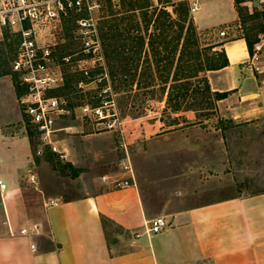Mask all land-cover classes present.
<instances>
[{
  "label": "rangeland",
  "instance_id": "1",
  "mask_svg": "<svg viewBox=\"0 0 264 264\" xmlns=\"http://www.w3.org/2000/svg\"><path fill=\"white\" fill-rule=\"evenodd\" d=\"M102 3L99 26L112 92L98 97L105 83L97 80L103 73L101 68L93 71L95 81L85 88L78 87L80 76L69 69L68 83L59 93L69 101L70 113L58 123L72 127L58 134L69 155L60 159L44 148L34 157L30 178L34 185L26 190L29 207L35 205V195L41 196L39 190L46 196L66 199L107 187L123 177L126 163H131L137 174L155 178L158 193H185L196 204L236 193L264 191V116L235 120L219 112L220 99L204 101L200 93L204 92L202 77L183 79L195 73L191 56L194 40L205 50L203 55H212L210 44L262 31V16L252 18L249 12L251 0H200L193 14L182 3L177 9L185 10L186 19L181 22L179 13L168 18L163 14H168L166 11L150 4L130 10L131 5H147L145 0H125L120 8L104 0ZM75 17L72 14L66 20L69 39L59 53L79 50V41L72 37ZM164 20L167 24L180 22L183 29L175 24L163 31L159 24ZM189 24L195 35L189 32ZM222 30L228 34L221 36ZM8 38L0 41V76L12 74L17 89V78L11 70L16 42ZM182 47V58L177 61ZM244 54L231 61L240 60ZM186 88L189 92L180 95L187 92ZM194 89L199 92L194 94ZM101 103L114 114L112 130L104 129L97 118L82 110L84 104ZM179 105L182 111L194 112L176 117L173 112ZM174 122L182 126L205 123L189 133L168 135L159 144L146 146V138L171 128ZM24 123L34 155L38 142L25 114Z\"/></svg>",
  "mask_w": 264,
  "mask_h": 264
},
{
  "label": "crops",
  "instance_id": "2",
  "mask_svg": "<svg viewBox=\"0 0 264 264\" xmlns=\"http://www.w3.org/2000/svg\"><path fill=\"white\" fill-rule=\"evenodd\" d=\"M236 45L246 54L231 61L227 50ZM222 49L229 64L206 71L212 91L226 93L219 112L235 120L264 116V70L246 62L245 38L213 48ZM204 123L174 122L144 143L156 145ZM35 163L12 74L0 76V181L6 184L0 188V264H264V191L196 204L185 193H158L155 178L134 171L135 185L108 184L66 199L39 190L29 207ZM158 216L167 227L146 233L145 224ZM34 224L38 234H8V226L18 232Z\"/></svg>",
  "mask_w": 264,
  "mask_h": 264
},
{
  "label": "built area",
  "instance_id": "3",
  "mask_svg": "<svg viewBox=\"0 0 264 264\" xmlns=\"http://www.w3.org/2000/svg\"><path fill=\"white\" fill-rule=\"evenodd\" d=\"M114 8H120L125 0H104ZM103 0H0V41L15 39L14 59L11 63L22 92L19 102L30 126L37 138V150L33 158L40 156L44 148H48L60 159H67L69 150L63 146L58 134L70 131L71 126H58V123L70 113V104L65 96L59 93L66 86L68 71L72 69L80 76L78 87L85 88L93 79V71L101 68V78L104 87L98 93L112 92L108 83L107 60L99 26V13L103 8ZM151 8L166 11L175 17L180 4L188 5L189 14L198 11L200 0H148ZM253 3L249 12L262 14V31L253 44L252 51L246 62L257 72L264 70V0H251ZM76 15L75 28L72 37L79 41V50L74 53H59V49L67 44L69 35L66 33V20L70 15ZM226 30L220 32L226 36ZM110 81V80H109ZM102 102V101H101ZM103 103L90 106L84 104L82 110L91 113L103 124L104 129L112 130L115 121L114 114L104 109ZM33 179V176L30 177ZM104 176L103 180L107 181ZM113 186L118 188L135 185L134 170L131 163L124 165L122 178L113 180ZM0 188L6 184L0 181ZM54 203V201H51ZM168 222L163 216L151 219L145 224V232L158 233L167 227ZM39 226L21 228L15 232L8 226V234L31 235L38 234ZM1 235V232H0ZM137 236H139L137 234ZM33 249L36 246L32 245Z\"/></svg>",
  "mask_w": 264,
  "mask_h": 264
},
{
  "label": "trees",
  "instance_id": "4",
  "mask_svg": "<svg viewBox=\"0 0 264 264\" xmlns=\"http://www.w3.org/2000/svg\"><path fill=\"white\" fill-rule=\"evenodd\" d=\"M147 5H144L142 3H139L138 6L136 5H131V9L130 10H135V9H143L144 7H148L149 6V2L148 0H145ZM237 3H240L241 0H236ZM133 4V3H132ZM180 6V5H179ZM184 9L183 8H179L177 9V13H179V21L181 22L182 20L185 21L186 17H184ZM164 16H168V18L171 16L169 14H166V13H163ZM262 14L255 11L254 13H252L251 17L252 18H259L261 17ZM178 22V23H174V22H170V24H167V22L164 20L163 22H161L159 24V26L161 28H163V31H165V29L167 27H171L175 24L177 25H180V27L183 29V25ZM189 32L193 33L194 34V30H193V26L192 24H189V28H188ZM257 36H258V32L254 33V34H245L244 35V38L246 39V42H247V45H248V48H249V51L251 52L252 51V48H253V44L255 43V41L257 40ZM103 41V40H102ZM103 45H104V42H103ZM219 44H210L208 47H210L211 50H213V48L215 46H218ZM192 50H191V56H192V59L194 61V65H195V73L191 76H188V77H185L183 78L185 81H188L186 79H190V78H203V83H204V88L202 89V91L204 92H200L201 94H204V101L207 102V101H211L212 99H222L224 98V94H220L219 92L217 91H212L211 89V86L209 84V81H208V78L206 76V71L207 70H215V69H220V68H223L225 66H227L229 64V59L226 55V52L224 49L222 50H214V53L212 55H209L208 53L203 55L202 52H204L201 48H200V45H199V42L197 40H194L193 42V45H192ZM184 47V45H183ZM182 47L181 49V53H180V56L178 58V60H181L182 58V55H183V50L184 48ZM104 51H105V48H104ZM105 57H106V60H107V56L105 54ZM202 73V74H201ZM15 78H17L15 76ZM175 81H179L178 79L175 80ZM183 81V80H182ZM68 83V79H67V82H66V85ZM187 85V84H186ZM187 89V92L185 94H183L181 92L180 95H186L189 91H188V88ZM17 91L18 93H21L22 91V88L21 86L19 85V82L17 80ZM194 91V94L198 93L199 91L197 90H193ZM179 95V96H180ZM170 100H172V97H169ZM211 103V102H210ZM175 112L177 111H180L182 110L181 108V105H179L177 108H175ZM190 109V108H189ZM212 108L208 109V110H211Z\"/></svg>",
  "mask_w": 264,
  "mask_h": 264
},
{
  "label": "bare ground",
  "instance_id": "5",
  "mask_svg": "<svg viewBox=\"0 0 264 264\" xmlns=\"http://www.w3.org/2000/svg\"><path fill=\"white\" fill-rule=\"evenodd\" d=\"M228 57L231 60H235L239 55L243 54V48L239 45L229 47L227 50Z\"/></svg>",
  "mask_w": 264,
  "mask_h": 264
}]
</instances>
